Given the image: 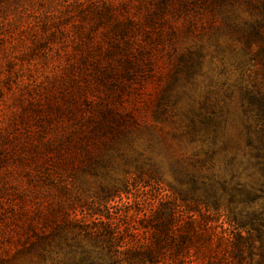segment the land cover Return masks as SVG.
Wrapping results in <instances>:
<instances>
[{
	"label": "rangeland",
	"instance_id": "1",
	"mask_svg": "<svg viewBox=\"0 0 264 264\" xmlns=\"http://www.w3.org/2000/svg\"><path fill=\"white\" fill-rule=\"evenodd\" d=\"M252 1L0 0V264H115L98 226L168 195L219 234L264 210Z\"/></svg>",
	"mask_w": 264,
	"mask_h": 264
},
{
	"label": "trees",
	"instance_id": "2",
	"mask_svg": "<svg viewBox=\"0 0 264 264\" xmlns=\"http://www.w3.org/2000/svg\"><path fill=\"white\" fill-rule=\"evenodd\" d=\"M203 1L221 4L234 0ZM249 6L257 19L244 36L248 47L254 49L257 61L264 67V0L252 1ZM256 168L263 178V185L259 195L254 193V202L264 199V163L256 164ZM244 194L243 191L239 197ZM247 196L249 198L251 193L247 192ZM170 197L165 196L147 220L132 225L128 223L118 234L106 224L98 226L97 231L101 233L96 239H102L114 248L111 253L113 263L195 264L200 255H206L208 264H253V234L264 243V210L253 209L245 221L239 222L230 232L219 234L185 204V198ZM104 202V198L98 199L96 214H101L99 208Z\"/></svg>",
	"mask_w": 264,
	"mask_h": 264
}]
</instances>
